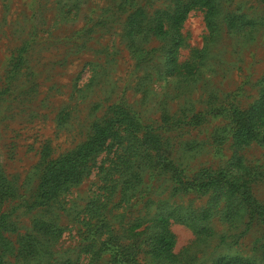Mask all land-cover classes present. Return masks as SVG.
Returning a JSON list of instances; mask_svg holds the SVG:
<instances>
[{
    "label": "rangeland",
    "instance_id": "rangeland-1",
    "mask_svg": "<svg viewBox=\"0 0 264 264\" xmlns=\"http://www.w3.org/2000/svg\"><path fill=\"white\" fill-rule=\"evenodd\" d=\"M209 1L0 0V179L10 189L0 204L9 226L3 264H212L220 255L264 264L258 209L230 203L223 183L209 188L199 176L223 170L264 208V126L252 125L264 101V0ZM178 4L193 7L173 24ZM119 108L158 147L141 163L136 195L126 200L117 182L129 161L125 137L39 203L45 165ZM187 210L207 211V233L183 221ZM164 211L172 261L147 248V221ZM126 221L145 224L128 232ZM31 233L41 258L26 256ZM109 239L128 257L109 253Z\"/></svg>",
    "mask_w": 264,
    "mask_h": 264
},
{
    "label": "trees",
    "instance_id": "trees-1",
    "mask_svg": "<svg viewBox=\"0 0 264 264\" xmlns=\"http://www.w3.org/2000/svg\"><path fill=\"white\" fill-rule=\"evenodd\" d=\"M208 1V3H207ZM209 0H192V5H209ZM211 3V2H210ZM193 6H181L178 4L174 13L171 15L170 19L173 24H179L185 18L187 13L191 10ZM154 28L156 32L164 33L163 22L156 18L154 20ZM255 119H253V129L257 127L264 126V101L258 103L255 107ZM242 131V130H241ZM128 137L127 140L130 141L128 148L122 153V157L128 158L129 161L122 162L119 169V180L123 187V193L126 194V200L129 197L136 195L138 186L142 183V165L141 163L148 158L152 159L154 156L152 147L154 146V151L158 150L157 142L152 145V139L149 138L147 141V135L145 132H140L138 123L132 116H128L124 109L119 108L114 112V115L109 120H106L102 124H95L94 130L87 141L83 142L76 150L69 152L59 158L52 160L45 165L42 171L41 182L39 184V189L37 192V199L41 204L49 203L52 199L56 198L58 194L66 189L67 186L74 184L81 180L82 176L87 173L90 165L87 166L88 160H93L102 150L107 149L109 152L110 146L112 144H117L123 142V138ZM235 137V136H234ZM156 147V148H155ZM121 158V154L117 159ZM122 159V161H123ZM131 159H133L131 161ZM135 160V161H134ZM121 161V160H120ZM130 162L132 164H130ZM207 169L200 171L199 176L206 177V183H209L211 187H219L220 183H223L226 188L222 191L224 192L227 200L231 202L237 201L236 206L250 208L253 210L258 209V213L255 216L261 220L264 219V208L251 196V193L244 184L245 181L240 183L239 181L229 178L223 170H218L217 172H205ZM202 178V177H201ZM202 184L199 183L198 187ZM200 188V187H199ZM9 187L5 185V182L0 179V204L4 201L3 199L9 193ZM130 194V195H129ZM138 197H141L139 195ZM137 198V197H136ZM130 201V200H129ZM129 201L126 205H129ZM185 217L183 218L189 226L195 227L198 233L208 232L206 225L208 223L209 216L205 212L201 214L200 217L195 214H191L187 210ZM171 214L167 211L158 213L154 215V218L147 221L148 228L150 230L147 236L148 252L154 260H168L172 261L174 255L172 253V248L175 244V236L169 230L168 219ZM0 217H2L0 215ZM145 223L137 222L132 225L126 221L125 226L128 232L131 230L140 228ZM46 226H49L46 224ZM7 221L0 220V264H3V254L9 248V242L4 233L8 230ZM143 231V230H142ZM48 233V231H45ZM27 237H34V242L31 245V254H26L28 257L41 258L39 256L40 250L38 249V241L40 239L37 236L27 234ZM36 241V242H35ZM108 252L112 253L121 251L120 243L117 239H109L107 242ZM123 257H128L127 252L121 251ZM212 264H254L248 259H244L239 255L229 256L220 255L218 256Z\"/></svg>",
    "mask_w": 264,
    "mask_h": 264
}]
</instances>
